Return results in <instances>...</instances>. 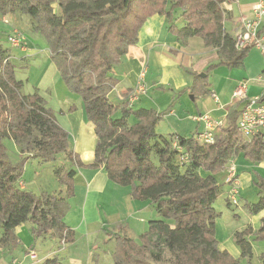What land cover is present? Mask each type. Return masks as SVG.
Listing matches in <instances>:
<instances>
[{"label":"trees","instance_id":"1","mask_svg":"<svg viewBox=\"0 0 264 264\" xmlns=\"http://www.w3.org/2000/svg\"><path fill=\"white\" fill-rule=\"evenodd\" d=\"M227 1L0 0L1 15L24 13L32 27L45 35L51 59L59 64L69 91L80 95L96 136L93 161L84 164L44 98L37 92H22L10 48L0 43V248L15 245L14 228L26 222L34 239L47 235L72 243L74 231L63 220L67 198L73 195L78 169L90 167L103 168L110 181L129 186L130 195L149 201L153 210L137 241L108 232L115 242L113 264H240L239 258L251 257V241H264V215L257 229L248 226L234 232L237 258L219 248L215 238L219 213L213 205L222 188L215 175L240 155L255 163L264 161L259 136L246 138L237 126L240 105L229 108L226 126L206 142L198 131L188 135L157 131L172 104L157 111L140 104L136 107L138 101L129 102L127 95L119 100L110 95L116 83L115 65L137 42L146 19L155 14L165 16L168 30L177 39L200 37L220 58L207 66L203 77L194 73L190 86L178 94L188 90L196 100L211 72L241 64L250 47L236 49L234 34L226 31L231 19L224 7ZM6 139L16 146L18 160L8 157ZM58 157L62 164L54 172L65 192L36 195L21 186L25 162H50ZM255 183L257 200L245 205L257 214L264 211V181ZM228 194L227 205L232 206ZM259 259L264 264V251ZM42 264L61 262L52 257Z\"/></svg>","mask_w":264,"mask_h":264},{"label":"crops","instance_id":"2","mask_svg":"<svg viewBox=\"0 0 264 264\" xmlns=\"http://www.w3.org/2000/svg\"><path fill=\"white\" fill-rule=\"evenodd\" d=\"M256 1L257 0H229L224 4L225 9L231 14V19L228 20L225 25L226 31L229 34L233 35L238 30L239 19L241 17L252 16L253 5ZM179 14L180 12L177 11L176 15L179 16ZM179 24L182 25L181 22H179ZM259 30L261 35L264 36V19L260 24ZM252 51H258L256 54L260 56L257 64V71H254L256 65L253 61H251L249 65L245 63L246 59L254 54V52L251 54ZM151 60H153V64L158 69V72L157 78L155 77L156 79L152 81L153 84H151V87L154 86V91L151 93L152 95H149L148 85L146 81H144L145 75L143 76L144 78H140L139 74L144 68L147 73L149 72ZM219 61L220 58L217 51L206 47L200 37H190L182 41L177 39L176 36L168 30V22L165 16L155 14L146 19L138 32L137 42L129 47L128 52L115 65L113 74L116 76V83L110 95L119 100L120 97L125 96L132 90L136 84L142 83L146 87V93L138 100L140 105L160 111L169 104H172L157 125L159 127L163 123H166L167 129L166 131H161V133L174 132L188 135L190 132L194 131L204 132L205 122L197 118L200 115H207L213 121L222 119L225 122L229 108L233 106L238 108L239 105V109L241 108L243 100H238L233 96L240 82H246L247 97L262 96L264 100V82L261 80V76L264 75V50L256 46H251L248 49L241 64L238 66H221L211 72L209 74L211 77L215 73H220L222 76L224 75V77L220 79L215 78V81L208 79L206 85H202L203 94L196 100L193 99L192 94H190L188 90L178 94L180 90L190 86L193 81L194 73H198L199 76H201L200 74H202V71H204L208 65ZM203 76L204 75L201 77ZM166 82L171 86L169 90L165 89L167 85ZM232 88L234 90H232ZM66 91H68L66 92L67 96L76 99V96H74L76 94L71 93L68 88ZM229 92L231 93L229 94ZM212 93L215 94L217 99L213 98L211 95ZM190 96L192 98L191 100L189 99ZM71 106H74L73 109H70ZM82 107L84 108L83 102L72 103L70 106L68 105L67 111L65 110L62 114L66 115L69 122L68 126L70 130H67L69 134V146L78 154L84 164H90L94 158L96 136L92 122L87 119L85 111L84 113L81 111L83 110ZM176 108H183L184 111L182 113H180V111L177 113ZM163 129L164 126L161 130ZM238 160L241 161L242 167L245 169L248 164L241 155L232 160L229 167L232 165L235 167V163ZM235 172L239 180L240 193L241 182H243L242 179L246 180L245 183H249L251 175L246 170L238 172L236 167ZM227 173L225 175L226 177L228 175ZM79 185L82 186L84 192L83 203L85 202L86 204L87 200L90 199V203L92 204L91 211L96 210L99 204L108 205L109 203V205L115 206L112 212L106 213L105 221L109 222V224H119L121 221L126 220L127 217L125 216L140 215L139 211L144 210L143 208H147L148 210L146 211L149 212V214L146 215L147 222L148 218L153 214L151 206L146 207L143 204L145 202L136 203V200L131 198L129 186H126L127 188H122L123 185L110 181L103 168H79L73 178V196L76 195L75 187ZM23 187H25V184ZM82 206L83 207L79 211L80 213L85 211V206ZM66 214L65 209L64 215L66 216ZM263 215L264 211L258 213L259 220ZM139 221L143 223L146 222L142 220ZM68 226L74 231V240L69 245L70 249L71 247L73 249V247L77 245V234L81 237H89L86 244L82 245L84 250H73L69 252L70 257L68 263L100 264L99 262L103 258L100 256V253L97 252L98 249L96 244L90 241L91 235L89 234L93 233V231L88 230L84 221L82 224L73 225L70 223ZM112 227L114 228L115 226ZM27 230L28 228H26L25 223L14 228L16 244L13 246L6 245L0 248V264H25L23 260L16 261V259H14L13 252L10 249H13V247L25 249V253L27 255L29 254L31 259H36L35 245L25 246L26 241H24V237L26 236ZM112 232H115V229H113ZM98 233L100 234V232ZM108 237L109 235L107 234V239H109ZM219 248L221 247L219 246ZM112 251L109 252L110 255ZM103 252L106 253V250ZM31 253L35 254V258L31 257ZM90 255H92V257ZM45 256L40 258V260L36 259L37 262L31 261L27 264L42 263L41 261Z\"/></svg>","mask_w":264,"mask_h":264},{"label":"rangeland","instance_id":"3","mask_svg":"<svg viewBox=\"0 0 264 264\" xmlns=\"http://www.w3.org/2000/svg\"><path fill=\"white\" fill-rule=\"evenodd\" d=\"M176 15V14H175ZM178 21V20H177ZM0 43L10 48V60L14 65L15 78L17 80H21L23 83L22 92L24 94H32L37 92L40 94L44 100L45 105L52 111L54 114L58 124L66 130H70L68 118L65 114H62L65 110L67 111L68 105L70 106L72 103H81L82 99L80 95L77 93L76 99H73L67 96L68 91L67 86L65 85L61 75L59 64L56 61L51 59L50 55V47L49 43L45 37V35L35 30L32 27V20L30 17L21 12H14L5 15L0 14ZM13 37V40L10 38ZM245 63L249 65L251 61H253L256 65L254 71H257L258 68V59L259 55L256 54L258 51H252ZM145 69V68H144ZM158 69L153 64V60L150 63L149 72L145 70V80L148 85L149 95L154 91V86L151 87L154 81L157 78ZM204 71H202L203 73ZM204 74V73H203ZM140 76V74H139ZM156 77V78H155ZM211 75L208 79H212L215 81V78H223L220 73H215L211 78ZM142 78V77H141ZM165 86L166 90H169L171 86ZM140 84V83H138ZM136 84L135 87L138 85ZM134 87V88H135ZM145 87V86H144ZM151 87V88H150ZM163 87V86H162ZM146 88V87H145ZM232 90H234L232 88ZM131 91V90H130ZM130 91L126 94L128 95ZM146 93L139 95V98ZM231 92H229L230 94ZM135 100V101H138ZM191 100V96L189 97ZM71 101V102H70ZM134 101V102H135ZM135 106L138 107L139 103L136 102ZM167 107V106H166ZM79 109V108H78ZM81 110L84 113V108ZM177 109V113L180 111L182 113L183 108ZM116 117L119 115L116 114ZM196 117V116H195ZM221 122L222 126H226V121L218 120ZM224 122V123H223ZM164 126V129L161 128ZM182 128V126H181ZM166 123H163L159 127L157 126V131H166ZM218 128H215L213 131L215 132ZM182 130V129H181ZM166 134L168 132H165ZM171 133V132H169ZM189 133V132H187ZM193 132H190L191 134ZM201 140L205 141L203 137H199ZM6 153L11 160H18L19 153L16 146L12 141L6 139L5 141ZM247 162V166L244 169L242 167L241 161L238 160L235 163V167L238 172L246 170L249 172L250 179L249 183H245V179H242L243 182L240 188L239 193V185L237 186V204L228 206L226 201V196L228 191V186L224 183L225 175L227 171L230 169L229 165L225 168L224 172H220L215 175L216 180L222 184L221 193L218 198L214 202V208L219 213V216L215 220V238L218 242V246L222 249L228 251V253L237 258L239 256V248L234 241V232L241 231L248 226H251L253 229H257L260 225V220L258 217V213H250L245 205L246 201H256L255 197L258 186L255 181H264V161L255 163L250 160L244 158ZM62 164V158L58 157L54 161L50 162H40L38 159H30L23 165L22 171V180L24 183H21V186L25 184V188L32 191L36 195H39L42 191H46L48 193L55 192H65V188L61 186L55 175V168L60 167ZM231 167H234L232 165ZM234 167V171H235ZM227 170V171H226ZM229 173V172H228ZM227 173V174H228ZM236 173V172H235ZM122 188H127L123 185ZM129 188V187H128ZM76 195L69 196L67 198L66 204V216L64 217V222L66 224H84L86 223L88 230L93 231V233L88 234L90 236V241L95 243L97 246V252L102 256V260L99 262L100 264H113L112 256L110 255V251L114 250L115 242L109 238L107 239L108 232L120 234H128L127 236L132 237L135 241L139 239V234L144 231L147 227V216L149 214L147 208H143L144 210H140V215H131L125 216L126 220L121 221L119 224H109V222L105 221V216L107 212H112L115 209V206H111L107 204H99L96 210L91 211L92 204L90 203V199L87 200L85 204L84 201V192L81 185L75 187ZM73 194H74V186H73ZM230 196V192L228 194ZM131 196V195H130ZM137 202H145L144 206L149 207V201L147 200H139L134 199ZM85 206V211L80 213L79 211ZM157 217V215H156ZM139 220L146 221L145 223L140 222ZM26 228V236L24 237V241H26L25 246H31L34 244L36 251V259H42V263L46 260V258L57 257L61 264H69V252L76 250L82 251L83 244L89 240V237H81L79 234L76 236L77 245L69 248L70 243H66L64 239L58 240V238H51L47 235H42L34 239L32 232L30 230V223H25ZM112 226H115L114 228ZM115 229V232L112 230ZM100 232V234L98 233ZM97 233V234H96ZM87 234V235H88ZM252 255L250 258H239L240 264H261L259 255L262 251H264V241L263 240H252ZM13 252L14 259L24 261L25 264L35 261L36 259H31L30 255L25 253V249H17L16 247L10 248ZM106 250V253L103 251ZM55 251V252H53ZM96 251V250H95ZM72 255V254H71ZM75 255V254H73ZM108 255V256H107ZM92 257V255H90ZM89 256V259H90ZM18 263V262H17ZM38 263V264H42Z\"/></svg>","mask_w":264,"mask_h":264},{"label":"built area","instance_id":"4","mask_svg":"<svg viewBox=\"0 0 264 264\" xmlns=\"http://www.w3.org/2000/svg\"><path fill=\"white\" fill-rule=\"evenodd\" d=\"M264 19V0H257L252 9L251 17H241L239 19V28L234 33V46L236 49L256 46L264 50V36L261 35L259 27ZM13 40V37L10 38ZM14 42V40H13ZM145 69L140 73V78L144 76ZM264 82V75L261 76ZM145 85L140 83L133 88L127 95L129 102H134L139 98L140 94L145 92ZM246 82H240L233 96L238 100H243L237 119V126L241 134L246 138L259 136L264 143V100L262 96L247 97ZM214 99H217L214 93L211 94ZM199 120H204L205 131L201 132L200 137L205 138L206 142H211L214 136V129L222 126L221 122L213 121L207 115H200ZM225 182L229 185L230 196L228 197L232 204H237V186L239 180L234 171V167H230ZM31 257L35 258V254L31 253Z\"/></svg>","mask_w":264,"mask_h":264},{"label":"water","instance_id":"5","mask_svg":"<svg viewBox=\"0 0 264 264\" xmlns=\"http://www.w3.org/2000/svg\"><path fill=\"white\" fill-rule=\"evenodd\" d=\"M200 75L202 76V75H204V74L202 73V74H200Z\"/></svg>","mask_w":264,"mask_h":264}]
</instances>
